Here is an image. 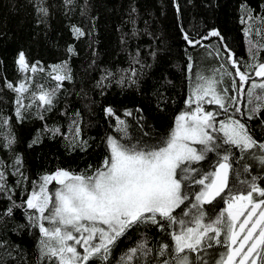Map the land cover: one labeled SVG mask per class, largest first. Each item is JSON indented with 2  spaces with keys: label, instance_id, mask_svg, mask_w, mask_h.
Segmentation results:
<instances>
[{
  "label": "snow or ice",
  "instance_id": "obj_1",
  "mask_svg": "<svg viewBox=\"0 0 264 264\" xmlns=\"http://www.w3.org/2000/svg\"><path fill=\"white\" fill-rule=\"evenodd\" d=\"M34 3L38 22L47 23V0ZM74 3L64 0L65 7ZM87 7L85 4L82 15L87 14ZM175 8L179 14L178 3ZM258 9L241 5L239 23L244 26L246 60L236 55L220 29L213 27L195 37L181 27L183 41L192 48L200 45L207 50L209 45L202 41L216 38L217 44L208 54L222 56L224 63L211 75L193 73V57L187 47L184 49L189 91L185 107L164 133L143 131L151 127L143 108L124 109L122 119L117 109L105 107V115L115 119V132L103 138L104 155L95 166L89 164L80 171L58 167L40 174L28 193L23 155L14 150L17 137L11 117H0V141L11 160L8 164L0 159V198L6 201L0 210V264H31L29 254L13 236L30 235L33 230L36 264H264V186L260 183L264 176L253 175L248 163L254 161L264 172V137H254L249 127L253 120L264 127V0ZM138 18L137 8L130 6L131 36L136 39L141 33L135 26ZM147 26L145 21L144 33L156 38ZM72 31L77 38L86 34L80 27L73 26ZM67 51L75 54L72 46ZM160 52V47L150 48L148 56L155 62ZM129 56V68L119 70L118 76L104 69L96 85L102 95L113 78L121 89L141 87L144 69L152 65L141 58L139 46ZM15 63L20 78L16 83L5 78L3 85L16 94L15 119L23 123L34 115L44 120L57 106L63 81L73 80L68 61L51 66L52 79L57 82L54 87L41 84L35 89H31L28 74L34 75L40 62L31 63L25 52L19 51ZM253 74L262 78L261 82L252 79ZM224 77L229 83L220 87ZM165 84L172 81L164 78L160 88ZM160 88H155V94L160 101L157 108L163 111L161 103L167 104V97ZM243 97L246 112L241 107ZM26 98H30L28 104ZM206 105H216L217 110L206 109ZM128 117L142 135L132 134ZM82 125L83 117L75 111L67 135L59 124L50 127L46 123L43 131L52 139L62 136L68 151L83 152L91 145L83 138ZM40 143L38 133L28 147ZM9 168L16 177L14 185L7 178ZM17 188L26 196H16ZM17 210L23 211L25 222L16 219ZM152 230L156 236L149 235ZM134 233L139 237L114 259L122 238Z\"/></svg>",
  "mask_w": 264,
  "mask_h": 264
},
{
  "label": "trees",
  "instance_id": "obj_2",
  "mask_svg": "<svg viewBox=\"0 0 264 264\" xmlns=\"http://www.w3.org/2000/svg\"><path fill=\"white\" fill-rule=\"evenodd\" d=\"M177 3L181 8L179 14L175 8ZM85 4L88 6L87 14L82 15ZM242 4L258 11L260 0H75L70 7L64 6V0H47L50 15L47 23H39L34 0H0V117H11L17 137L14 150L23 155L24 171L28 177L27 192H31V182L38 180L40 174L52 172L58 167L80 171L89 164L95 166L100 162L105 151L103 138L106 134L115 132V119L104 113L107 106L117 109V114L122 119L124 109L143 108L146 123L151 126L145 127L143 131L164 133L173 124L174 117L185 107L189 91L184 49L187 47L188 54L193 57V73L202 71L211 75L214 68L224 63L222 56L214 58V53L208 54L217 44L216 38L210 37L202 41V44L209 45L207 50L200 45L192 48L183 41L181 27L195 37L210 32L213 27L220 29L236 55L241 60H246L248 54L244 26L239 23ZM133 5L139 13L135 25L141 30L139 39L131 36L133 25L129 22V11ZM145 21H148L147 31L155 33L156 38L144 33ZM73 26L82 28L86 34L77 38L72 31ZM122 37L126 42L122 41ZM69 46L75 49V54L68 53ZM137 46L141 50V58L152 65L150 69H144L146 76L141 80V87L121 89L113 78L110 87L104 89L105 94L102 95L101 88L96 85L104 74V69H111L118 76L119 70L129 68V53L135 54ZM155 47H160L161 52L153 62L148 52ZM19 51H24L31 63L40 62L37 65L38 71L34 75L28 74L32 77L31 89L41 84L45 88L56 85L57 82L52 79V75H55L52 65L62 64L67 60L71 68L73 80L63 81L58 92L57 106L45 114L44 120L32 115L23 123L18 122L15 119L16 94L3 86L5 78L16 83L21 76L15 63ZM261 58L264 59V52L261 53ZM133 67L139 69L140 66ZM164 78L172 81V84H165L160 88ZM252 79L259 83L262 78L253 74ZM251 82L250 80L249 85L245 86V91ZM228 83V77H224V83L220 87ZM155 88H160L167 97V104L161 103L163 111L157 108L160 101ZM256 91L259 93L261 90ZM232 95L235 96V93ZM242 99V111L246 112V97ZM29 100L30 98H26L24 103L28 104ZM211 106L217 110L216 105ZM34 111L35 108L33 113ZM75 111H79L83 117L82 135L91 145L83 152L79 149L68 151L62 136L52 139L50 134L43 131L46 123L50 127L59 124L62 126V133L67 135L70 118ZM65 112L67 114L62 115ZM127 119L132 124V134L142 135L133 118ZM249 127L253 130L254 137H264V127L257 121H251ZM38 133L42 137V143L29 148L28 144ZM0 159L11 163L7 150L2 147V141ZM248 163L252 165L253 175L264 176V172L260 171L254 161L249 160ZM7 178L10 184H15L16 177L11 175L10 168ZM260 183L264 186V181ZM54 187V183L50 185V191ZM21 195L26 196V193L17 188L16 196ZM19 202L18 199L17 203ZM5 204L6 201L0 198V210ZM209 207L211 206L205 205V208ZM16 219L25 222L22 210L16 211ZM149 235L156 236L155 230L150 231ZM35 236L36 230L23 237L13 236L29 254L31 264H36L32 255L37 245ZM138 237L139 233H134L128 238H122L115 250L114 259H118Z\"/></svg>",
  "mask_w": 264,
  "mask_h": 264
},
{
  "label": "rangeland",
  "instance_id": "obj_3",
  "mask_svg": "<svg viewBox=\"0 0 264 264\" xmlns=\"http://www.w3.org/2000/svg\"><path fill=\"white\" fill-rule=\"evenodd\" d=\"M205 107H206V109H211V110H213V111H215V110H216V109H215V108H213L211 105H206Z\"/></svg>",
  "mask_w": 264,
  "mask_h": 264
},
{
  "label": "bare ground",
  "instance_id": "obj_4",
  "mask_svg": "<svg viewBox=\"0 0 264 264\" xmlns=\"http://www.w3.org/2000/svg\"><path fill=\"white\" fill-rule=\"evenodd\" d=\"M259 90V89H258Z\"/></svg>",
  "mask_w": 264,
  "mask_h": 264
}]
</instances>
